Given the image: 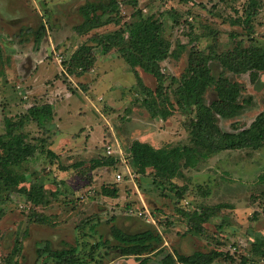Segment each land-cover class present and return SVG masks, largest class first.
I'll return each mask as SVG.
<instances>
[{
	"label": "rangeland",
	"instance_id": "374dc122",
	"mask_svg": "<svg viewBox=\"0 0 264 264\" xmlns=\"http://www.w3.org/2000/svg\"><path fill=\"white\" fill-rule=\"evenodd\" d=\"M87 1L98 0H0V135L12 126L37 145L20 167L27 175L22 185H43L47 199L34 205L0 182V264H66L39 252L46 243L74 247L73 264H139L143 258L144 264H192L180 257L214 248L224 256L208 264H237L242 255L264 264L252 250L253 243L264 248V143L201 157L169 181L129 165L133 140L190 144L194 113L180 107L174 92L189 51L215 56L264 48V0H118L114 22L78 34V8ZM149 15L162 22L172 51L160 62V95L151 74L137 66V78L117 48L105 51L89 40L117 29L127 36ZM40 24L45 33L38 45L32 34L20 33ZM83 43L92 46V65L82 76L66 75V62ZM210 65L217 76L219 63L213 58ZM225 74L242 86V106L217 123L238 131L264 109V72L255 81L248 72ZM214 98L206 93L207 103ZM159 109L169 114L162 117ZM108 157L115 163L97 165ZM103 185L117 187V197L103 195ZM206 209L211 215L199 232L187 214ZM38 216L45 222H36ZM113 224L128 232L150 228L162 239L140 258L125 256L110 232Z\"/></svg>",
	"mask_w": 264,
	"mask_h": 264
},
{
	"label": "trees",
	"instance_id": "16d2710c",
	"mask_svg": "<svg viewBox=\"0 0 264 264\" xmlns=\"http://www.w3.org/2000/svg\"><path fill=\"white\" fill-rule=\"evenodd\" d=\"M128 2L133 3L135 0H128ZM118 5V0L87 1L80 5L78 10L83 20L74 26L76 33L83 34L114 22L116 18L111 13ZM23 32L32 34L35 44L38 45L44 36L45 27L43 24L35 28L29 26L25 28V31L20 29V33ZM89 40L100 45L105 51L117 48L123 60L134 70L135 76L140 79L135 68L137 66L142 68L155 78L157 82L155 93L162 94L164 73L160 62L170 57L172 51L170 42L163 35V24L158 18L153 15L143 18L139 27L129 29L127 36L122 29H117L91 36ZM91 50L90 44H81L66 62L64 73L75 76L86 73L94 61ZM213 58L219 63V68H222L217 76L213 74L210 65ZM225 71L235 74L248 72L250 79L255 81L258 73L264 72V48L238 47L215 56H210L198 49H191L188 53L186 69L181 75L180 83L174 89L180 107L188 108L194 113L193 127L190 131L191 142L187 145L154 147L150 143L133 140L129 146V165L132 170L141 174L151 168L156 178L169 181L181 174L182 168L194 167L201 157L224 150L258 149L262 146L264 109L255 116L249 126L238 131L222 130L217 123L218 116L232 117L242 106L240 103L242 86L239 82L232 81ZM210 90L214 92L215 98L207 103L206 93ZM152 109L156 108L152 107ZM159 111L162 117L169 114L168 110L159 109ZM36 151L37 145L27 141L25 134L14 131L12 126H8L6 132L0 135V182L6 190H18L26 194L32 204L40 205L47 202L43 185L31 184L25 187L22 184L26 181L27 175L20 170L23 163L34 156ZM46 153L55 155L50 149ZM113 163H115L114 157L97 161L98 166ZM101 193L105 196L117 197L118 189L115 186L103 185ZM187 215L193 219L196 230L201 232L204 229L203 222L209 219L211 213L209 209H206ZM35 221L43 223L45 218L38 216ZM110 232L118 241L120 254L136 258L149 253L154 244L162 239L159 233L150 228L128 232L113 224ZM252 250L254 254L264 257V248L258 243L252 244ZM39 252H47L49 257L60 263L73 264L78 261L74 247L52 249L46 243L39 248ZM223 256L221 249L214 248L209 253L197 254V258L194 259L180 258L192 264H208ZM144 261V258L141 259L139 264H144ZM237 264H258V262L242 255Z\"/></svg>",
	"mask_w": 264,
	"mask_h": 264
},
{
	"label": "built area",
	"instance_id": "2783aa9c",
	"mask_svg": "<svg viewBox=\"0 0 264 264\" xmlns=\"http://www.w3.org/2000/svg\"><path fill=\"white\" fill-rule=\"evenodd\" d=\"M108 148H109V149H108V152L110 153V147L108 146ZM116 177H118V178H119V177H120V175H119V174H117V175H116Z\"/></svg>",
	"mask_w": 264,
	"mask_h": 264
}]
</instances>
